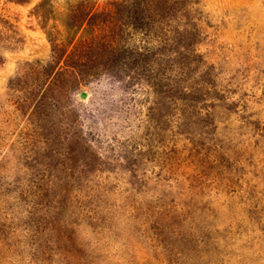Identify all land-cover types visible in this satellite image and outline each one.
Wrapping results in <instances>:
<instances>
[{"label": "rangeland", "instance_id": "1", "mask_svg": "<svg viewBox=\"0 0 264 264\" xmlns=\"http://www.w3.org/2000/svg\"><path fill=\"white\" fill-rule=\"evenodd\" d=\"M0 264H264V0H0Z\"/></svg>", "mask_w": 264, "mask_h": 264}, {"label": "trees", "instance_id": "2", "mask_svg": "<svg viewBox=\"0 0 264 264\" xmlns=\"http://www.w3.org/2000/svg\"><path fill=\"white\" fill-rule=\"evenodd\" d=\"M19 3H27L29 0H17Z\"/></svg>", "mask_w": 264, "mask_h": 264}, {"label": "water", "instance_id": "3", "mask_svg": "<svg viewBox=\"0 0 264 264\" xmlns=\"http://www.w3.org/2000/svg\"><path fill=\"white\" fill-rule=\"evenodd\" d=\"M87 98V94L86 93H82V99L86 100Z\"/></svg>", "mask_w": 264, "mask_h": 264}]
</instances>
